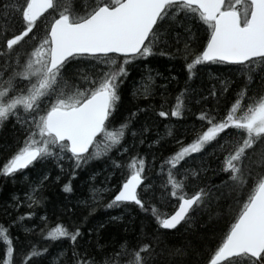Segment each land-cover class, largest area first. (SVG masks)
<instances>
[{
  "label": "snow or ice",
  "instance_id": "6c2138e0",
  "mask_svg": "<svg viewBox=\"0 0 264 264\" xmlns=\"http://www.w3.org/2000/svg\"><path fill=\"white\" fill-rule=\"evenodd\" d=\"M154 56L179 58L186 72L175 106L159 111L158 117H182L191 110L188 103L217 102L214 108L201 107L198 125L183 132L167 130L171 143L158 173L159 207L151 203L157 184L147 174L148 160L138 151L131 154L136 138L149 131L133 130L137 113L144 109L129 110L127 116L120 112L129 66ZM0 61V131L15 120L13 127L23 137L5 149L9 154L0 162V175L14 177L50 160L61 171L67 160L75 174L101 159L114 170L106 182L120 174L115 185H93L77 205L65 208L70 216L80 207L89 211L79 223L59 224L47 232L50 241L69 242L51 264H155L164 254L157 252L160 231L191 227L198 210L203 215L199 247L193 249L197 264H264V0H0ZM213 64L233 66L240 77L239 90L226 109L219 101L230 90V81L220 88L213 85L207 96L192 87L201 68ZM9 69L11 75L4 79ZM146 80L147 85L142 81L140 89L134 88V97L152 95L153 78ZM128 134L133 143L126 146ZM161 140L165 138L155 143ZM113 151L129 160H114ZM211 159L219 161L218 168H212ZM220 175L227 179L210 182ZM49 178L43 175L23 198L12 195L11 204L3 206L5 215L11 217L25 201L29 209L37 206L39 187ZM192 180L199 183L191 185ZM190 187L198 190L189 193ZM63 191L74 192L71 182ZM105 196L110 197L105 209L135 206L150 215L155 233L149 236L142 228L135 241L125 240L109 253L98 239L105 222L84 230ZM169 198L176 200L170 213L162 210ZM34 215L29 211L0 224V264H36L49 255V249L25 245L12 235L13 228ZM121 219L110 216L107 223ZM168 254L186 258L188 248H173Z\"/></svg>",
  "mask_w": 264,
  "mask_h": 264
},
{
  "label": "trees",
  "instance_id": "16d2710c",
  "mask_svg": "<svg viewBox=\"0 0 264 264\" xmlns=\"http://www.w3.org/2000/svg\"><path fill=\"white\" fill-rule=\"evenodd\" d=\"M203 30L201 29V33ZM182 46V45H181ZM27 47V46H24ZM3 62L0 61V64ZM129 76L125 83L122 85V104L120 105V112L129 110L136 112L137 109H144V111L138 112L137 117L134 119L133 124L137 125V131L142 127H147L148 132H145L143 137L136 138V147L132 152H139L141 156H145L150 166H157L160 168L162 162V156L169 154L170 138H167V131L165 130L166 123L173 122L177 130L183 132L185 128L197 123L196 114L199 113L201 107L214 108L217 102L209 99L202 105H196L195 103H188V109L185 117H171L161 118L157 113L161 110L168 111L169 105L175 96L184 89L186 72L183 68V61L179 58L170 60L165 56L149 57L147 60L141 62L137 60L128 68ZM151 75L153 83L151 84L152 95H137L133 96V90L140 89L142 87V81L144 85L148 84L146 77ZM175 76L176 79L172 80L171 77ZM239 74L234 73L233 66L213 64L207 68H201L198 76L192 82V87L203 92L205 96L208 95V90L215 85L220 88L223 81L228 80L231 82L230 90L224 93L219 101L221 109H226L231 105L236 92L239 90ZM199 97H197L198 99ZM161 104L164 105L161 108ZM169 110V111H170ZM128 114V113H127ZM13 123L7 124V126L0 131V162L9 154L5 149L8 145L15 146L16 140H22L23 137L18 136V126L13 127ZM164 137L165 140H161L160 144H156L155 141ZM191 136H188V140H191ZM143 139L144 143L140 144L139 140ZM133 143L132 136H127L126 145ZM211 151V149L209 150ZM116 160L121 163H126L125 156L121 157L115 152ZM155 156V165L151 164L152 158ZM104 160H94L88 165L77 169L75 174L71 172L70 163L65 160L62 164L63 171L60 167H57L54 160L48 162H42L36 164L35 167H30L23 171L22 174H17L14 177H5L0 175V224H6L11 221L12 218L18 216H24L29 211L35 213L32 218H26L21 221L19 225L12 229V235L19 237L25 245L34 244L38 246V249H49V255H45L42 259H38L36 264H51L52 260L57 258L61 249H67L69 242L64 239L62 242H53L48 240L47 232L57 225L62 224L69 226L72 222L79 223L81 220V214L87 215L89 209L80 207L76 209V215H71L65 212L66 207H73L77 205L78 201L83 199L86 194H90L89 190L94 185L96 188L111 187L115 185L118 178L114 177L106 182V177L109 173L104 172L102 169ZM212 168L219 167V161L211 159L209 161ZM193 166L195 162H193ZM188 167V165H185ZM149 171V170H148ZM48 174L50 178L39 187L37 193V199L40 203L32 209L27 207V201L24 202V206L20 207L17 211H13L11 217L6 216L3 211V206L11 204V196L17 195L21 198L24 197L25 192L30 190L31 186H35L34 182L42 179L43 175ZM148 174V173H147ZM209 177L213 176V173L209 171L207 173ZM95 176L93 181L92 177ZM59 177V180L56 178ZM180 177H178L179 179ZM67 179V180H66ZM227 179L226 176L220 175L215 177L213 184H220L221 180ZM69 180V181H68ZM71 182L74 192L65 193L63 187L66 183ZM197 184V183H196ZM201 185V184H200ZM203 186V184H202ZM189 193V188L186 190ZM110 198V197H109ZM104 197V203H98L95 207V212L89 218V222L85 225V232L88 228H91L101 222H105V228L102 230L99 236V242L108 246V252L113 251V246L119 249V245L125 240L135 241L136 237L141 234V229L151 236L156 231V227L148 217H142L140 215H132V209L135 206L128 208L127 210L120 209H105L104 204L108 199ZM175 199V198H174ZM166 210L171 212L174 209L175 203L169 201L166 202ZM202 213H200L201 215ZM193 215L192 226L179 227L174 231H163L159 233V245L157 252L164 250V254L155 261V264H197V256L193 252L194 248L199 247L198 235H199V222L201 216ZM110 216H121L122 219L114 223H107ZM41 217H46V220H41ZM206 219V216L204 217ZM220 223H223L221 220ZM25 229H35L31 233H27ZM127 229V232H125ZM43 230V233L41 232ZM219 236V233H217ZM96 237H93L95 243ZM147 242V241H145ZM3 243H0V251L3 250ZM178 247H187L188 256L186 258L172 257L168 254L170 249ZM19 253H17V259ZM121 264H126L125 261H121ZM200 264H203L200 261Z\"/></svg>",
  "mask_w": 264,
  "mask_h": 264
},
{
  "label": "bare ground",
  "instance_id": "6f19581e",
  "mask_svg": "<svg viewBox=\"0 0 264 264\" xmlns=\"http://www.w3.org/2000/svg\"><path fill=\"white\" fill-rule=\"evenodd\" d=\"M3 78L6 79L5 76H3ZM176 97H177V96H175V97L172 99V101H171L172 104L169 105V108H173V107L175 106V104H176ZM187 108H188V105H187ZM169 110H170V109H169ZM169 110H168V111H169ZM127 113H128V112L125 111V110L122 111V114H123L124 116H127V115H128ZM186 113H187V110L184 111V113H183L182 116H184V118L190 120L189 118L185 117ZM196 115H199V113H197ZM137 128H138V126L135 125V124H133V130H136V131H137ZM169 128H172L173 130H177V128H176L175 124H173V122H168V123H166L165 130L167 131ZM128 136H131V134H128ZM126 146H127V145H126ZM131 154H135V152H132ZM117 155L120 156L119 153H117ZM112 157H113L114 160H116L115 151H113V153H112ZM128 160H129V156L126 155V157H125V161L127 162ZM118 161H119V160H118ZM103 168H104L103 171L109 173V175H110V173H112V172L114 171V170L110 167V162H108V161H104V162H103L102 169H103ZM159 171H160V168L157 167V166H154V167L150 166L149 171H148V176H149V178H150L154 183L157 184L156 198H153L152 201H151V203L157 205V207L160 206V204H161V199H162V192H161V188H160V181H161V178L158 176ZM109 175H108V176H109ZM119 176H120L119 172H116L115 175H114L112 178L116 177V178L119 179ZM213 179H214V178H213ZM213 179H212V180H213ZM66 180H67V179H66ZM68 181H69V180H68ZM212 182H213V181H212ZM212 182H211V183H212ZM189 183H190L191 185H196V183H199V182H198V181H195V180H192V181H190ZM200 186H202V184H201ZM106 187H108V186H106ZM103 188H104V187H103ZM187 189H188V188H187ZM187 189H186V190H187ZM189 189H190L191 191H196V190H198L196 187H190ZM170 190H171V189L169 188V192H170ZM193 193H194V192H193ZM163 195H167V193H164ZM106 197L109 198V196H106ZM169 201L173 202V204L175 203V199H174V198H169L166 202H169ZM162 210H163V211H167V210H166V207L163 208ZM173 210H174V209H173ZM173 210H172V211H173ZM132 211H133L132 215H134V216L140 215V216H142V217H148V220L151 221V222L153 223V225L157 228V225H156L154 219H153L150 215L141 212L137 207L133 208ZM172 211H171V212H172ZM167 212H169V211H167ZM169 213H170V212H169ZM200 213H202V212L198 210V211H197L196 213H194V214H195V216H199ZM194 214H193V215H194ZM202 214H203V213H202ZM202 214H201V215H202ZM201 215H200V216H201ZM178 228H179V227H178ZM163 231H167V232L170 231V232H171V231H174V230H163Z\"/></svg>",
  "mask_w": 264,
  "mask_h": 264
},
{
  "label": "flooded vegetation",
  "instance_id": "af4514ba",
  "mask_svg": "<svg viewBox=\"0 0 264 264\" xmlns=\"http://www.w3.org/2000/svg\"><path fill=\"white\" fill-rule=\"evenodd\" d=\"M9 75H11V70L10 69L4 73V76H5L6 79L8 78Z\"/></svg>",
  "mask_w": 264,
  "mask_h": 264
}]
</instances>
